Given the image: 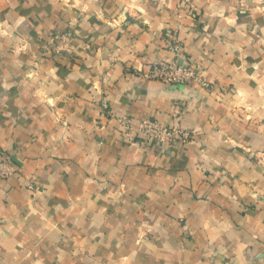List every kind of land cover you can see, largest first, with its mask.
Instances as JSON below:
<instances>
[{"label":"crops","instance_id":"obj_1","mask_svg":"<svg viewBox=\"0 0 264 264\" xmlns=\"http://www.w3.org/2000/svg\"><path fill=\"white\" fill-rule=\"evenodd\" d=\"M244 1L0 0V264H264V0ZM173 43L210 88L146 76ZM120 113L192 136L126 143Z\"/></svg>","mask_w":264,"mask_h":264},{"label":"built area","instance_id":"obj_2","mask_svg":"<svg viewBox=\"0 0 264 264\" xmlns=\"http://www.w3.org/2000/svg\"><path fill=\"white\" fill-rule=\"evenodd\" d=\"M70 31H61L53 35L56 39L54 44L55 52H68L72 48L70 43ZM169 49L174 51L173 55L165 57H154L149 60V71L146 76L162 82L163 84H181L193 85L196 89L210 88L211 81L202 73L200 62L191 59L177 60L180 48L177 44L169 45ZM119 125V131L122 139L126 143L138 140L143 145L149 141H158L160 143H185L192 136V130L182 127L177 123L162 122L151 116H143L134 119L125 113L116 116ZM15 172V166L4 158H0V178L12 175ZM34 185V182H32ZM31 183L28 187L32 188Z\"/></svg>","mask_w":264,"mask_h":264},{"label":"rangeland","instance_id":"obj_3","mask_svg":"<svg viewBox=\"0 0 264 264\" xmlns=\"http://www.w3.org/2000/svg\"><path fill=\"white\" fill-rule=\"evenodd\" d=\"M63 1H66V2H68V0H63ZM247 1V0H246ZM245 3V1L244 0H238V4L237 5H243ZM235 7H236V5H235ZM263 9H264V7H263ZM259 40V42H261L262 44H264V41L262 42L261 41V38H259L258 39ZM238 50H243V48H241V49H238Z\"/></svg>","mask_w":264,"mask_h":264}]
</instances>
